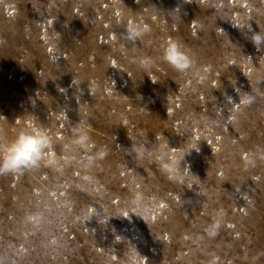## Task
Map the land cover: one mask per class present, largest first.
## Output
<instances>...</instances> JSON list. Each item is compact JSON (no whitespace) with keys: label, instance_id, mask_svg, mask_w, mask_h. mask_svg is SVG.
<instances>
[{"label":"rangeland","instance_id":"obj_1","mask_svg":"<svg viewBox=\"0 0 264 264\" xmlns=\"http://www.w3.org/2000/svg\"><path fill=\"white\" fill-rule=\"evenodd\" d=\"M257 33L264 0H0V136L34 120L69 158L0 176V264H264Z\"/></svg>","mask_w":264,"mask_h":264},{"label":"clouds","instance_id":"obj_2","mask_svg":"<svg viewBox=\"0 0 264 264\" xmlns=\"http://www.w3.org/2000/svg\"><path fill=\"white\" fill-rule=\"evenodd\" d=\"M148 30L147 25L141 27L131 20L128 23L130 36L138 37ZM262 39L264 37L257 33L253 37V43L258 46ZM162 57L169 66L178 72H183L191 66L190 59L183 51L182 46L171 38L165 42ZM145 62L147 63V61ZM243 103L247 104L249 100L245 99ZM16 123H20L19 118H17ZM75 132L76 135L72 139V144L87 148L90 141L88 133L80 129H76ZM161 147L167 148V144ZM107 154L105 150H101L95 157H92V160L103 159ZM180 158V149L169 150L168 160L170 163L165 162L163 157L158 160L161 165V171L166 173L173 172ZM244 159L248 163L252 162L247 155ZM61 161L69 162L68 156L57 157L53 149V137L50 135V130L37 124L34 120L26 121L25 126L20 128L11 139L0 136V176L22 174L24 170L41 166V163L46 167L58 169L62 166ZM91 162L90 160L89 163ZM223 215L222 211L217 212L213 222L207 227L209 235L214 236L216 234Z\"/></svg>","mask_w":264,"mask_h":264}]
</instances>
